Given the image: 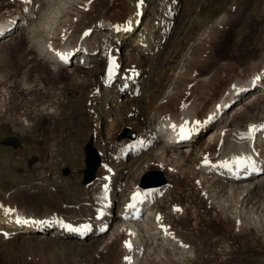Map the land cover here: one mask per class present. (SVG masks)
I'll return each instance as SVG.
<instances>
[{
	"label": "rangeland",
	"instance_id": "374dc122",
	"mask_svg": "<svg viewBox=\"0 0 264 264\" xmlns=\"http://www.w3.org/2000/svg\"><path fill=\"white\" fill-rule=\"evenodd\" d=\"M22 1L0 0L1 19L16 14V12L19 17L24 19L21 21L23 24L17 30L0 36V77L1 74H5L9 78L7 83L0 85V199L2 202L7 200V203L15 204L23 213L34 214L39 219L56 217L54 213L56 210L59 212V217L66 221H69V216H76L78 213L79 217L85 216L90 210L88 186L97 177H101L100 169L102 168L97 170L95 180L84 181L87 167L85 146L92 141L105 158L112 155L110 159H107L109 161L107 165L120 171L117 172L121 179L119 184L125 185L117 192L118 194L123 193L124 198L125 195L129 198V192L134 184L136 182L139 184L142 174L147 171L161 170L167 177L165 186L156 187L158 192L153 198L156 202L152 205L156 207L151 212V217H149L150 211H147L140 219H137L136 230L133 229L134 231L138 230L137 232L140 234L139 229L151 223L157 231H160V227H157L159 226L158 217H166L167 228L169 229L170 226L174 228V231L169 229V233L175 238L178 237L180 241H185L186 248H179V245L173 242L176 248L168 249L173 253L167 252L168 255L164 256L163 262H167L170 258L178 259L180 257L182 264H264V202H262L264 195L260 197L259 207L251 208L252 204L248 203L247 207L243 206L245 209L242 207L243 210L239 214L234 210L219 212V207L224 205L226 208L228 207L230 197L218 196L217 191L209 190L208 185L217 178H210L211 171L202 176L201 172L204 170L197 169V160L201 155L199 147L205 146L206 139L211 135L212 127L215 125L228 127L234 111H237L241 106L243 108L249 106V102L256 97L259 101L249 106L248 112L241 114L237 119L242 126L239 131L245 132L249 123L254 122L252 120H257L260 127L263 125L264 79L260 77L261 79L257 83L262 86L256 88L253 94L251 92L247 96L243 95L231 108L225 110V113H223L224 109L221 113H217L218 118L215 120L214 126L212 125L211 128L204 131L194 142L195 147L198 148L189 159H187V155L184 157L180 154L182 150H185L180 146L170 147L171 149L166 147L168 151L162 154L163 147L159 139L152 146H148L149 139L146 141L145 150L134 148L131 153L130 148L123 150V143L131 141V143H135L134 140L137 142L141 137L146 139L149 132L155 134L159 114L155 109H151L148 113L146 112L147 114L144 113L149 119L143 123H138L139 120L131 116L128 121L116 125L115 129L109 131L107 124L110 123V118H106L105 106L100 99L94 105L95 114L100 116L101 121L98 126L94 120L95 117L90 119L86 115L87 95L85 94H89V89L92 87L100 88L99 90L102 92L107 90V83L103 81L106 77V47L100 49L92 64L88 63L89 60L85 65L83 60L78 62V57L82 54L79 53L73 57V62L69 61L59 65L60 67L56 68V71H59L54 74V58H44L40 52L41 47L49 41L56 39L54 44L59 45L61 43L60 35L55 39L47 38L48 35L39 31L36 23H39L40 18L47 11L51 12L55 7L63 8L69 4L63 5L66 0H41L36 4V10L39 12L35 16L34 13H27L28 9L25 5L23 6ZM24 1L27 2V5H32L36 0ZM124 2L125 0H74L68 12H70L71 18H79L77 23L80 24L76 26L77 28L73 24L70 29V36H72L70 40L74 36V38L78 37L86 25H95L98 20L105 18L103 15H106L107 19L111 18L113 22L123 19H125L123 23L128 21L126 19L128 17L123 15H126L129 9L121 12L122 6H126ZM145 5H147L146 12L150 17L157 18L155 22L160 35L156 34L154 37L159 40L157 41L160 44L157 51L151 56L148 53L145 54L144 62L149 77L145 78L146 85L144 87L146 94L157 92L160 99L155 102L156 107L160 105L164 97L175 94L176 101L173 102L172 113L170 112L166 116L175 118L180 115H190L191 110H194L193 104L200 95V82L211 80L217 72L220 74L219 76L226 79L224 86L228 88V83L234 78L251 76L252 71L264 66V0H145ZM152 7L158 8L160 14L155 13L156 9L149 13L150 10L152 11ZM66 16L63 14L61 24L66 25V22L63 21ZM19 17L15 19L16 23ZM154 30L156 31V29ZM154 30L153 32H155ZM110 32L111 29L108 30L107 35L103 36L101 32L96 31L92 35V39L98 34L95 37L98 43L104 39V43H106L110 36V39L115 41L114 44L121 42V39L117 38V33L110 35ZM10 36L11 39L8 40ZM64 39L67 40L66 35ZM134 44V39L130 45L124 44L122 67L125 70L133 66L131 64L132 56L136 55L133 51L136 48L133 46ZM151 58L152 63L149 62ZM187 81L191 83L189 82L186 100L179 102L178 94L175 92L186 88ZM152 82L155 85L162 83L165 86L160 88L162 92L156 91V88L150 89L149 85L153 84ZM138 99L141 100L139 97ZM185 101H187V106H184ZM191 101L192 105H190ZM238 104L239 106L232 111L233 107ZM89 110L91 113L94 111L90 107ZM133 114L135 115L136 112ZM113 115L115 117V114ZM249 117L252 119L250 118V122L245 123L244 120ZM134 123H138V126L141 124L143 130L140 129V126L139 129L136 128ZM229 127H233V125ZM97 129L98 137H96ZM213 130L216 131V129ZM222 143V139L217 142L219 146L217 151ZM261 147V150H264V139ZM166 148L164 149L166 150ZM156 149L159 151L157 152ZM174 149L177 152L174 153ZM214 149L215 146L213 151ZM110 150L111 154H109ZM173 155L175 156L173 157ZM145 158L147 159L145 160ZM160 158L169 162L170 169L159 164L158 159ZM173 158L178 159L174 162ZM107 160L106 162H108ZM142 161H144L143 164ZM107 165H104L106 167L103 168L104 170H107ZM172 166L174 169H171ZM190 168L193 169L191 177L181 174ZM176 170L178 172L175 173ZM136 171L138 173L135 176ZM114 172L112 171V173ZM111 175L108 176V180ZM199 176L203 180L211 181L206 183L202 195L208 194L211 203L206 204L212 207H207L205 202L198 199L201 196V190H197L193 184L195 181L201 180ZM117 181L116 183L112 182L111 187L114 184L118 185ZM121 200L119 198L112 205L113 211L118 210ZM176 208L181 210L177 211ZM157 210L162 215L156 214ZM252 210L254 213H251ZM61 211L66 214L60 213ZM91 213L93 212L91 211ZM226 216L229 217V221ZM234 218H238L240 221L238 219L234 221ZM69 222L74 223V221ZM243 226L246 227L245 231L242 230ZM25 229L20 227L18 231L9 234V240L5 241L1 240V238L5 239V234L0 232L2 234L0 235V264H119L121 263L119 255L121 260L125 257L122 261L125 264L128 262L126 256L130 254L131 257H135L133 252H139L132 251L133 249L124 250L128 254L123 256L118 250L119 242L110 248L106 247L107 244H110L105 239L104 247L110 249L103 258H99L98 256L107 250L97 252V249H86L85 246L82 250H77L64 245L62 240L51 232L29 233ZM113 230L114 226L112 225L103 234L109 239ZM133 234L131 229L123 234L122 238ZM160 235L161 238L156 239V242L153 243L157 250L162 246H158L159 240H164L162 236H167L169 240L173 238L172 235L168 236L166 233L155 234L153 237ZM122 238L120 237L119 240ZM139 239L134 237L132 241L139 242ZM151 241L149 239V243ZM168 241L167 243H169ZM180 241L176 240L175 242L179 243ZM155 248L151 250V253L155 251ZM145 251L141 253L142 255L139 254L138 258L141 260L143 257L142 260H146V263L150 264L152 259L147 260V249ZM175 251L180 255L179 257ZM114 260L119 262L114 263ZM155 263L158 264V262ZM137 264L142 263L137 262Z\"/></svg>",
	"mask_w": 264,
	"mask_h": 264
},
{
	"label": "bare ground",
	"instance_id": "6f19581e",
	"mask_svg": "<svg viewBox=\"0 0 264 264\" xmlns=\"http://www.w3.org/2000/svg\"><path fill=\"white\" fill-rule=\"evenodd\" d=\"M40 2L41 0H36L34 3H32V5H27V2H25L24 0L22 1L23 6L25 5L28 9L27 13L28 14L34 13L35 16L39 12L38 10H36V4ZM72 2H74V0H66V2H64L63 5H66V3H68L69 4L68 6H65V7L63 6V8L55 7L54 10H52L51 12L47 11L46 13H44V16L40 18L39 23H36V26L38 27L39 31L46 33L48 35L47 38L50 37L52 39H55L56 36L60 35L61 43L60 44L58 43L59 45L54 44L56 39L49 41V43H46L45 46L41 47V52H40L42 53L41 55H43L44 58L45 57L48 59L49 57L54 58L55 60V64H53L55 67L53 71L54 74L57 71H59V70L56 71V68L60 67L59 65L69 62V61L62 62V60L64 59L66 60L70 57V61L73 62L72 60L73 57L78 55L79 53H82L81 56L78 57V62L83 60V64L85 65L87 61L89 60L88 63L92 64V62L96 60L95 56L99 53L100 49L102 47H106L107 63H106L105 54H104L105 56L104 61L106 63V77L107 78L105 77L103 81L104 83H107V86H106L107 90L102 92L99 90L100 88L98 89L97 87L95 88L92 87L89 89L90 90L89 94L84 93L85 95H87L86 96V101H87L86 115H88L90 119H94L95 117L94 120L97 122L99 126V123H101L100 116L95 114L94 105L97 103V101L101 99L103 101V106H105L104 111L106 114V118L108 119L110 118V123L107 124L109 131L115 129L116 125L118 126V124L125 123L126 121H128V118H130L131 116L138 119L139 120V122L137 121L138 123H143L146 119H149V117L144 115V113L146 112L148 113L151 109H155L156 112L159 114V120L165 121L166 119H169L170 117H167V116L161 117V116L167 115L168 113L172 111V105L176 98L175 94H171V95H168L167 97H164L163 98L164 100L161 101L160 105L156 107L155 102L157 101V99H160L158 98V94L156 91L160 90V88L162 89L165 86L162 83H157V85H155V83L152 82L153 84L149 85L150 89L156 88V91H155L156 93H153V94L152 93L146 94V91H145L146 88L144 87L146 85L145 78L147 79L149 77L148 69L145 66V62H144L145 54L148 53L151 56V54L157 51V48L159 47L158 45L160 44L158 42L159 40L155 39L154 37L156 36V34L158 36L160 35V33H158L157 31L158 25L155 22V19L157 18L152 17V16L150 17V15L146 12L147 5H145V0H125L124 5L126 6L125 7L122 6L123 10L121 12H124L129 9L126 12V15H123L124 17H128L126 18L128 21L123 23V21L125 20L123 19L122 21L117 20V22H113L111 21V18L107 19L106 15H103L105 18H103L102 20L101 19L98 20L95 25H92V24L89 26L86 25V27H84L83 30L81 29L82 31L80 30L81 32L79 31L80 35L78 34L79 35L78 37L74 38L75 37L74 36L72 40H70L72 37L70 36V29L73 27V24H75L74 27L80 24V23H77L79 22V18H76V17L71 18V14L70 12H68L70 10L69 8L71 7ZM152 8H153L152 11L150 10L149 13L153 12V10L156 9L155 7H152ZM155 13L160 14L158 8L155 10ZM60 14L61 16L59 17ZM63 14L67 15L66 18L63 19V21L66 22V25L61 24ZM17 17L19 16H18V13L16 12V14H13V15L11 14L8 17L2 18V19L0 18V31L6 29L7 25L13 24ZM19 19H20V22H19ZM17 20L18 22L16 23L14 30H17L19 26L23 24L21 21H23L24 19L19 17ZM109 29H111L110 35L112 33L113 34L117 33V38L121 39V42L117 41L118 43L114 44L115 41L113 42L112 39H110L111 37L110 36L107 38L106 43H104L105 39L104 41H101L100 43H98V41L95 39V37L98 34L95 37H93L94 39H92V35L96 31L101 32L103 36H105L108 34ZM154 29H156V31ZM153 30L155 32H153ZM65 35L67 36V40L64 39ZM5 38H3L4 39L3 41H5ZM10 39H11V36L9 37L8 40ZM133 39L135 41V44L133 46L134 47L136 46V48H134L133 51L134 53H136V55L133 54L132 56L133 60L131 64L133 66L128 67V69L126 70H129V71H126L125 68L122 67L123 65L122 64V59H123L122 51L124 50V47H125L124 44L130 45ZM103 43L104 45L101 46V44ZM149 62L152 63V58L150 59ZM105 63H104V66H105ZM134 68L135 70L133 71ZM252 72L253 74L251 76H248V77L242 76V77L234 78L228 83V88L227 87L225 88L224 86V84H226V81H225L226 79L222 78V76H219L220 74H218V72L211 78V80L200 82V85H199L200 95L197 98L196 102H194V104L192 101L190 104V105L193 104L194 106V110H191V113L193 112L190 116L192 117L191 123L195 129H199L198 130L199 132L197 134L198 136L195 139H193L191 143H187L186 145L181 144L182 146L178 145L181 148L183 147L185 149V150H182V152L180 153L182 154V156L184 155L185 157L187 155V159L192 157L193 152L198 148V147H195L194 142L197 140V138H199L201 134L204 133V131L211 128L212 125L214 126L215 120H217L218 118L217 113L218 112L221 113L223 109H224L223 113H225V110L231 108L235 104L236 101L234 102L232 101L233 102L232 103L231 99L233 96L232 94L236 89L239 90L242 86H247L245 84L249 85V84L257 83L259 82L258 80L261 78L264 79V66L263 67L261 66V68H257ZM8 80L9 78L7 75L1 74L0 85H4L5 83L8 82ZM189 82L187 81L188 84L186 88L181 89V90H176L175 93L178 94L177 98H179L180 100L179 102L186 100L185 98L187 97L186 95L189 92V85L191 83ZM233 85H236V87L234 88ZM229 87L231 88L228 91ZM159 92H162V90H160ZM247 92H250V91H247ZM247 92H245L244 95ZM242 96H240L239 98H241ZM138 97L141 98V100L138 99ZM258 101L259 99L256 97L253 101H251L252 103L249 102V106L254 105ZM186 102L187 101L184 102V106H187ZM238 106L239 104L234 106L232 111H234L235 107H238ZM249 106L247 105L244 108L243 106H241L240 108L237 109V111H234L232 115L233 117L231 118L230 125H229V126L233 125V127H229V126L219 127L216 125L212 127L210 131L211 135L208 136V138L206 139L205 146L203 148L199 147V153H201V155L199 157V160H197L198 161L197 169L199 168V170H202V171L204 170L203 172H201L202 176H204L206 172L211 171L212 175L214 176L211 175L210 178L216 177L218 180V181L213 180L212 183L208 185L210 188L209 190H215V192L217 191L216 193L218 194V196L222 195V196L230 197V200H229L230 203L227 204L228 207L226 208V205L219 207L218 208L219 212H224L226 210L228 211L234 210L239 214L242 212L243 209H245L244 207H247L248 203L252 204L251 208L253 207L255 208L257 206L259 207L260 206L259 202H261L260 197L264 195V152H263L264 150H261L262 149L261 144L264 139V127H262V130H261L259 129L258 124L252 123L248 125L245 132H241L239 131V129L241 130L242 126H240V122H238L237 120L239 119L241 114L248 112L247 110ZM89 107L92 111L94 110L93 113L90 112ZM133 112H136V114L134 115ZM113 114H115V117ZM190 117L183 116V117L177 118L176 121L178 120L180 122H183L184 120H187ZM250 118L252 119V117H249L248 119H245L244 122L245 123L250 122ZM171 121L172 120H170L169 122ZM176 121H173V122H176ZM197 121H199L200 123L198 124ZM244 122L242 123V125L244 124ZM138 123H134L135 127L139 129V126H140V129L143 130V128L141 127V124L138 126ZM253 125L256 126L255 129H253L252 127ZM158 127H157V131H158ZM213 129H216V131ZM157 131L155 132V134L153 132L152 133L149 132L147 135L145 134L147 137L146 139H143L142 137L138 138L137 142L136 140H134L135 143H131L132 141L123 143L124 145L123 150H127L130 148L131 153H133L134 148L138 150L141 149V151L145 150L147 147L145 146L147 140L150 139L148 146L149 145L152 146V144H155L156 142H158L157 140L160 138V135L159 133L157 134ZM212 131H214L215 133ZM98 132L99 131L97 129L96 137L99 136ZM222 133L224 134L223 136H222ZM150 134H153V135L151 136ZM221 139L223 140V143L220 146V149L217 155V153L215 154V152H217L216 150L217 147H219L217 145V142H219ZM253 139H254V145L252 144ZM160 142H162L161 143L163 147L162 154H164L163 152L168 151V149L166 148V142L163 141L162 139L160 140ZM87 145L88 143L85 146L86 155H87V151H86ZM214 146H215V149L213 151ZM164 148H166V150ZM156 150L157 152L159 151V149H156ZM111 152L112 151L110 150L109 154H111ZM175 152L177 151L174 149V153ZM101 156H102V165H101L102 168L100 169L101 177H97V179L93 183L89 184L88 189H87L88 203L90 205V206L88 205L90 210L87 214H90L91 211L93 213H91L90 215L86 214L87 216L85 215L83 217L77 216L79 213L76 216L75 215L69 216L68 220L74 221V223L61 219L59 217V212H57L58 210L54 212L56 214V217L39 219L37 216H34V214L28 215V214L23 213L19 209V207L15 206V204L7 203L8 202L7 200L6 201L3 200L2 202V200L0 199V232L3 234H7V235H4L5 239L3 240L1 238V240L2 241L9 240L8 238L9 234H13L15 231H18L20 227H24L26 228L25 230H27V232L29 233H33L35 231H42L41 234L51 232L54 236H57L58 239L62 240V243L64 245H67L71 248H75L77 250H82L83 246H85L86 249L87 248L95 249V250L97 249L96 250L97 252L98 251L103 252L107 250L103 254L101 253L100 256L96 255L99 258H103V256L108 252V250L113 245H115L117 242H119L118 250L123 254V256L128 254V253H125L128 250L133 249L132 251L134 250L139 251L138 253L133 252L135 253L133 254L135 255V257H131L130 254H129L130 256L129 255L126 256V258L128 257L127 258L128 262L125 264H137L138 262L137 258L139 257V254L144 253L145 249H147V254H148L147 260H149L150 258L152 259L150 261V264H157L155 262H158V264H182L181 258L179 257L180 255L176 251L175 253L179 257L178 259L168 258L169 260L167 262H163L164 256L168 255L167 252L173 253L172 251H168V249L172 250L176 248V246L173 244L174 242L173 240H176L175 237L169 240L167 236H162L164 237L165 243L163 242V240L162 241L159 240L160 242L158 243V246L162 245L160 248H158L159 251L153 245V243L156 242L155 241L156 239L161 238V235L159 237H153L155 234H165V228H167L165 224L166 217L163 218L161 216L162 219H158L159 226L157 227H160L161 229L160 231H157L156 228L152 226L151 223H150L151 225L147 224L145 227L141 225L142 229L138 228L140 230L139 231L140 234L137 232L138 230L137 231L133 230V229L136 230L135 227L137 224V219H139V217L142 216L147 209L153 208L151 207L152 205L151 202L154 201L153 199L154 195L156 194V192H158L156 190V187L155 188H143L139 186L138 184H136L137 183L136 182L135 183L136 186L134 184V187L129 192V198H127L125 193H124L125 195V198H124L123 193L118 194V192L120 191L119 189L122 188L123 185H125V184H119L121 182V179H120V174L119 173L117 174V172H120V171L115 170V168L109 167L107 165V163H109L107 159H110L112 155L105 158V156L102 155L101 153ZM174 156L175 155H173V157ZM237 157H250L252 163H248V164L237 163L236 162ZM146 159L147 158H145V160ZM173 159H174L173 161L176 162L178 158L177 159L173 158ZM106 160L108 162H106ZM165 160L166 159L160 158L158 159V162L162 167L164 168L168 167V169H170L171 166H169L170 165L169 162ZM205 160L210 161L211 163L203 164ZM144 161H142V164L144 163ZM223 162H228V167L222 166ZM104 165L108 166L107 170L103 169V168H106ZM238 167L241 168L242 172H248L249 169L252 167L261 168L262 172L259 174L256 173L257 174L256 176L249 175L248 177H245V176H242V174L240 175V173H238L237 171ZM171 169H174V166H172ZM192 170L193 169L190 168L184 171V173L182 172L181 174H184L185 177L186 176L191 177ZM112 171H115L113 175H111ZM137 171L135 173V176L138 173ZM176 172L178 171L176 170L175 173ZM109 175H111L110 180H108ZM199 177L201 178V180L199 179L197 182L195 181L193 185L197 190H201L200 192L201 196H199L198 199L200 201L205 202V205L207 206V204L211 203V201H210V198H208L207 193L205 196L202 195V190L203 188H205L206 183L208 181L209 182L211 181L209 179L203 180L201 176ZM116 180H118L117 181L118 185L114 184L111 187L112 182L116 183ZM136 191L138 192V199L134 201L132 194L133 192H136ZM245 197L247 198L245 199ZM119 198H121L122 200L121 202H119L118 210L115 212V210L114 211L112 210V205L115 204V202L118 201ZM262 202H264V200ZM133 203H135V205H138L139 208L143 207V211H142L143 213L139 217H138L139 214H136V211L135 213H133L134 207H129V205ZM258 203L259 205H257ZM207 207H212V206H207ZM215 207L217 208L216 205ZM9 209H13L14 211H9ZM48 212L51 213V211H48ZM60 213L66 214V212L64 211H61ZM251 213H254L253 210L251 211ZM226 214L228 213L226 212ZM174 217L175 215L173 216V218ZM238 218H234V221H236V219ZM226 219L227 221H229L228 216H226ZM238 221H240V219H238ZM66 225H71L73 228H80L82 230L73 231L67 228ZM112 225L114 226V230L111 233L112 236L109 235L110 238L108 239L107 236L103 233L106 232L105 230L112 227ZM84 226H87V227L85 228ZM28 229L29 230L32 229L33 231L30 232ZM131 229H132V233L134 234L132 236L128 235L125 238H122L123 237L122 235ZM169 229H173L174 231V228L172 226H170ZM169 229L167 228V231ZM242 230L245 231L246 227L243 226ZM19 231L21 232L22 229ZM112 237L114 238L112 241H110ZM120 237L122 238L121 240H119ZM134 237H136L137 239L140 238L139 239L140 241L138 243H135L136 241L135 242L134 240L132 241ZM105 239H107V242L110 244V245L107 244L106 247H110V248L106 249L104 247ZM149 239L152 240L150 243H149ZM167 241L169 243H167ZM129 243L131 244V247L126 246ZM178 244H180L181 247H184L186 245L185 241H182V240ZM100 247H103V248H100ZM153 248H155V251L151 253V250ZM124 250H127V251H124ZM177 251H179L178 248H177ZM119 258H120L119 261L122 263L123 258L125 257H123L121 260V257L119 255ZM104 259H102V261H104ZM142 259L143 257L141 258V260H139L140 262L138 263H142V264L146 263V260L143 261ZM119 261L114 260V263H118Z\"/></svg>",
	"mask_w": 264,
	"mask_h": 264
},
{
	"label": "water",
	"instance_id": "95a60500",
	"mask_svg": "<svg viewBox=\"0 0 264 264\" xmlns=\"http://www.w3.org/2000/svg\"><path fill=\"white\" fill-rule=\"evenodd\" d=\"M86 151H87L88 168L86 170L85 181H90L95 178V173L98 166L100 165L101 160L92 142L88 143L86 147ZM153 175H156L157 177H154ZM164 182H165V178L163 177L161 172H154V173L150 172L144 176L142 185L145 187L157 186V185H162V183Z\"/></svg>",
	"mask_w": 264,
	"mask_h": 264
},
{
	"label": "snow or ice",
	"instance_id": "6c2138e0",
	"mask_svg": "<svg viewBox=\"0 0 264 264\" xmlns=\"http://www.w3.org/2000/svg\"><path fill=\"white\" fill-rule=\"evenodd\" d=\"M233 87L235 88L236 85H233ZM241 90H243V89H241ZM197 123L199 124L200 122L197 121ZM173 127H175V125H173ZM252 127H253V129H255L256 126L253 125ZM261 127H264V125H261ZM181 131H182L183 133H187L189 130H188L187 127H182V128H181ZM236 162H237V163H243V164L252 163L250 157H237V158H236ZM205 163H206V164H210L211 162L205 160ZM222 166H224V167H228V162H223ZM253 166H254V164H253ZM137 199H138V196H134V197H133V200H134V201H136ZM129 207H135V203L130 204ZM176 210H177V211H180L181 209L177 208ZM9 211H14V210H13V209H9ZM158 219H162V218H161V217H158ZM66 227L69 228L70 230H73V231H81V230H82V229H80V228H73L71 225H66ZM84 227L86 228L87 226H84ZM165 232H166V234H168V235H172L171 233L167 232V228H165ZM5 235H7V234H5ZM126 246L131 247V244L129 243V244H127ZM185 247H186V245H185ZM126 259H127V258H126Z\"/></svg>",
	"mask_w": 264,
	"mask_h": 264
}]
</instances>
